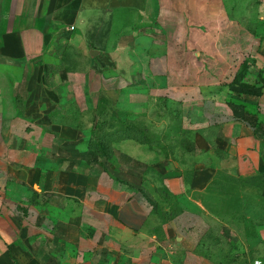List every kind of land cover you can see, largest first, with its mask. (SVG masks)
Listing matches in <instances>:
<instances>
[{"label":"crops","instance_id":"1","mask_svg":"<svg viewBox=\"0 0 264 264\" xmlns=\"http://www.w3.org/2000/svg\"><path fill=\"white\" fill-rule=\"evenodd\" d=\"M54 49L73 123L41 119L57 105L39 76ZM145 90L191 159L165 141L161 176L129 177L141 142L93 160L89 128L104 97ZM263 162L264 0H0V264H225L199 245L201 175Z\"/></svg>","mask_w":264,"mask_h":264},{"label":"rangeland","instance_id":"2","mask_svg":"<svg viewBox=\"0 0 264 264\" xmlns=\"http://www.w3.org/2000/svg\"><path fill=\"white\" fill-rule=\"evenodd\" d=\"M67 53L65 49H54L42 62L39 76L50 96L57 100L56 108L43 115L42 120L58 117L61 122L73 123L77 107L72 104L66 80L59 72L68 67ZM26 77L27 73L23 72L22 84L16 93L18 100L26 95L23 87ZM151 95L150 90L129 97L119 95L117 107L110 105L109 97L103 98L109 109H103L101 119L93 121L89 128L88 146L92 149L93 160L109 158L111 162V144L123 138L140 141L139 149L144 155L140 163L131 156L130 168L124 170L129 177L161 176L164 163H156L152 158L155 153H165V141L167 147L168 141L172 143L173 159L182 156L184 161L191 159L192 148L186 137L179 134L174 111L166 110L162 102L150 103ZM168 131L172 132L171 136ZM186 176L194 179V172L188 170ZM201 179L206 182L209 199L202 201L205 218L199 232V245L225 264H264V162L261 167L245 165L235 175L224 170L205 172Z\"/></svg>","mask_w":264,"mask_h":264}]
</instances>
